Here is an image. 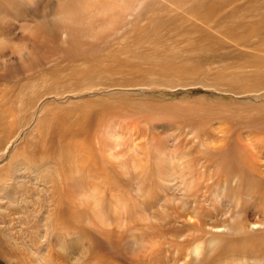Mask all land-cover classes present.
Returning <instances> with one entry per match:
<instances>
[{
	"label": "bare ground",
	"instance_id": "1",
	"mask_svg": "<svg viewBox=\"0 0 264 264\" xmlns=\"http://www.w3.org/2000/svg\"><path fill=\"white\" fill-rule=\"evenodd\" d=\"M0 181L38 264H264V0H0Z\"/></svg>",
	"mask_w": 264,
	"mask_h": 264
},
{
	"label": "rangeland",
	"instance_id": "2",
	"mask_svg": "<svg viewBox=\"0 0 264 264\" xmlns=\"http://www.w3.org/2000/svg\"><path fill=\"white\" fill-rule=\"evenodd\" d=\"M159 95L170 96L169 93L162 92ZM189 95L193 96L192 99H188L191 101L210 99V101L215 102L230 101L232 103L237 100L231 94H223L211 89L196 94L190 93ZM181 97H183V94H177L173 99H180ZM244 100H247V102L254 101L253 99ZM155 101L160 102L159 99H155ZM5 163H1V166ZM4 171L14 175L17 173L18 168L14 164L12 172ZM0 182H3L0 183V264H38L40 261L36 256V229L33 228L35 231L31 230V217L28 210V207L32 208L30 196H28L27 200V198L22 197L16 191H11L12 187L9 184L7 185L5 181ZM41 206V204H38L37 208ZM39 251L42 252V250ZM15 258L16 261H14Z\"/></svg>",
	"mask_w": 264,
	"mask_h": 264
}]
</instances>
